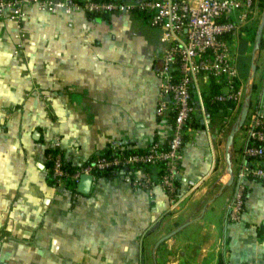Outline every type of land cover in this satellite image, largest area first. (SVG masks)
Wrapping results in <instances>:
<instances>
[{
	"label": "crops",
	"instance_id": "0c3cea01",
	"mask_svg": "<svg viewBox=\"0 0 264 264\" xmlns=\"http://www.w3.org/2000/svg\"><path fill=\"white\" fill-rule=\"evenodd\" d=\"M24 48L14 19L0 17V255L2 264H264V180L248 181L243 219L228 217L232 177L246 159L243 104L211 97L220 86L199 75L178 196L149 168L151 189L117 174L74 196L53 183L47 150L57 141L74 164L114 142L165 143L172 119L156 113L166 43L138 13H50L28 6ZM260 38L258 40V36ZM244 96L264 108V22L235 43ZM37 131H39L37 133ZM141 174V173H139Z\"/></svg>",
	"mask_w": 264,
	"mask_h": 264
},
{
	"label": "built area",
	"instance_id": "2783aa9c",
	"mask_svg": "<svg viewBox=\"0 0 264 264\" xmlns=\"http://www.w3.org/2000/svg\"><path fill=\"white\" fill-rule=\"evenodd\" d=\"M31 5L54 14L79 10L88 15L138 13L160 29L166 49L163 67L157 71L160 87L156 113L160 118L172 119L165 143L154 141L144 151H133L131 145L114 142L109 153L74 164L57 141L47 150L45 159L54 185L74 196L79 195L78 183L83 174H91L95 180L102 175L100 171L110 168L134 187L151 189L153 179L146 168L151 165L158 168V183L174 201L195 110L194 81L199 75L212 78L220 86L212 102L225 104L230 111L245 104L248 97L244 96L234 47L258 15L264 19V0H0V17L14 19L20 28V50L26 35L23 20ZM248 100V113L241 127L251 143L247 142L246 159L232 177L234 192L228 205L232 221L243 219L248 181L264 180V108L250 97Z\"/></svg>",
	"mask_w": 264,
	"mask_h": 264
},
{
	"label": "water",
	"instance_id": "95a60500",
	"mask_svg": "<svg viewBox=\"0 0 264 264\" xmlns=\"http://www.w3.org/2000/svg\"><path fill=\"white\" fill-rule=\"evenodd\" d=\"M263 22H264V19H263ZM260 38V35L258 36V40ZM249 97L247 98L243 108H242V112H241V115L237 121V123L235 124V126L232 128L230 134L228 135V138H227V152H226V158L231 166V159H230V151H229V148H230V145L233 143L234 141V136H235V133L236 131L243 125L245 119H246V116H247V113H248V107H249ZM39 131H37L38 133ZM92 180H93V177L91 174H83L81 176V179H80V185H79V189L81 191H84V192H88L90 190V187H91V184H92Z\"/></svg>",
	"mask_w": 264,
	"mask_h": 264
},
{
	"label": "trees",
	"instance_id": "16d2710c",
	"mask_svg": "<svg viewBox=\"0 0 264 264\" xmlns=\"http://www.w3.org/2000/svg\"><path fill=\"white\" fill-rule=\"evenodd\" d=\"M212 103L215 104V106H217V108H222L221 106H223V107L225 106L222 103H215V102H212ZM248 143L250 144L251 143V140H249ZM110 148H111V146H109L107 148V150L104 151V153H109ZM144 150H146V149H140V148L133 149V151H144ZM146 168L147 169L151 168V165H147ZM100 172L102 174H104L107 178H114L117 175L116 169H113V168L107 169L105 171H100ZM220 264H225L224 259H223V256L220 259Z\"/></svg>",
	"mask_w": 264,
	"mask_h": 264
},
{
	"label": "rangeland",
	"instance_id": "374dc122",
	"mask_svg": "<svg viewBox=\"0 0 264 264\" xmlns=\"http://www.w3.org/2000/svg\"><path fill=\"white\" fill-rule=\"evenodd\" d=\"M146 21L149 23V20H148V18L146 17ZM150 24V23H149Z\"/></svg>",
	"mask_w": 264,
	"mask_h": 264
}]
</instances>
